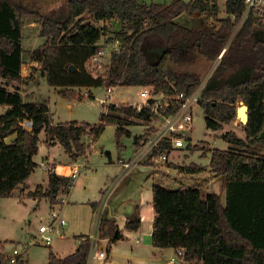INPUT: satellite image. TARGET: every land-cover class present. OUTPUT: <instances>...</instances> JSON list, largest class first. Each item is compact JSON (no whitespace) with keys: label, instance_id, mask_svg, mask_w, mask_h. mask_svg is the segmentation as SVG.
Segmentation results:
<instances>
[{"label":"trees","instance_id":"1","mask_svg":"<svg viewBox=\"0 0 264 264\" xmlns=\"http://www.w3.org/2000/svg\"><path fill=\"white\" fill-rule=\"evenodd\" d=\"M223 6L225 16L220 17L218 0H171L163 4L65 0L48 12L14 0H0V79L17 84L30 82L21 75L23 18L39 22L40 35L45 40L29 53L30 60L40 66L49 86L62 88L59 94L70 99H75L73 88L131 86H150L153 95L188 96L203 79L177 67L197 57L217 61L199 100L206 128L218 131L234 120L238 101L248 107V122L243 126L245 140L230 132L224 134L223 139L235 148L214 150L210 159L213 173L223 179L225 202L215 193L203 195L198 186L167 189L153 185L152 246L181 250L179 259L183 264H264V158L250 151L256 146L264 147V23L249 14L235 31L244 0H228ZM182 15L203 23L193 29L177 21ZM206 20L212 24L207 25ZM109 22L116 24L117 30L109 32ZM103 40L105 45L116 42L118 50L112 52L105 72L96 75L89 66ZM70 66L73 70H69ZM170 102L166 114L179 108L180 100L173 98ZM152 105L150 100L136 111L131 106L108 104L96 124H54L46 104L25 103L17 90L0 86V106L9 107L0 115V198L12 196L37 167L33 157L38 153L42 132L45 143L51 146L57 141L69 157L76 159L86 156L91 146L82 142L83 137L95 142L106 125L115 126L120 146L123 135L131 136L125 129L135 124L130 118L148 123L155 120ZM12 136L9 144L5 142ZM145 136L133 138L136 148ZM171 150L170 141L162 139L154 153ZM199 170L195 166L181 168L186 173ZM47 175L46 188L37 187L28 197L53 203L60 192H68L72 186L69 177L54 171ZM108 223L101 219L100 235ZM139 227V219L125 223L127 230ZM78 241L75 251L63 258L49 251L48 264H87L88 236ZM0 264H10L1 252ZM14 264L24 261L19 256Z\"/></svg>","mask_w":264,"mask_h":264},{"label":"rangeland","instance_id":"2","mask_svg":"<svg viewBox=\"0 0 264 264\" xmlns=\"http://www.w3.org/2000/svg\"><path fill=\"white\" fill-rule=\"evenodd\" d=\"M14 1L27 5L33 10L38 9L39 11L42 10L44 12H48V9L61 6L65 0ZM137 1L143 3L153 2L158 4L171 2V0ZM183 1L187 2L188 0ZM218 4L220 7L219 16L224 17L225 14L223 11L224 6L222 0H219ZM177 21L180 24L187 25L193 29L198 27V23L199 25L203 23H201L202 20L189 18L186 15H182ZM28 22L34 21L32 18H23L21 46L23 49L22 58L24 60L28 56L29 52L37 49L42 43H44V38L40 35L41 24L39 22H35L34 26H30ZM206 23L207 25H211L212 21L206 20ZM102 26L103 25H101V27ZM107 30L109 32H114L117 30V25L109 22L107 24ZM100 46H102V48L105 47L104 40L101 41ZM108 51L110 50L107 49L106 52ZM108 64L109 60L106 58L103 60V65L95 68L90 65L89 68L93 70V73L96 75L103 74ZM213 65L214 63H212V61L197 57L192 60V62L181 63L177 68L192 71L196 74V76L205 80L212 73L214 68ZM34 66L36 70H40V66L38 64H34ZM28 68V61L24 62L21 68L22 76ZM34 75L35 72L33 73V79ZM0 82L2 81L0 80ZM2 84L4 85V83ZM11 84L14 85L17 83ZM14 88H16L15 85ZM72 90L74 91L75 99H59L54 92L53 87L47 84L45 78H42L37 85L33 86V92H35V95L32 99L40 102L48 100L51 112L54 113L52 116L54 121H60L63 123L67 121H78L91 125L96 124L99 120L100 113L104 111L105 108V106H103L100 102V99L106 97L107 88H91L89 92H87L84 88H73ZM22 92L24 91L22 90ZM90 92L93 94V97L90 96ZM139 92L140 88L137 86L113 87V93L104 105L117 103L115 105H127L133 108L142 104ZM27 101L30 102L32 100L29 98ZM241 103L243 102L238 101L236 103V109ZM192 113V128L185 140V146L179 149L171 150V153L165 163L156 165L149 161V165H151L155 176L148 177L145 181L144 177L146 176V170L139 166L134 167L123 182L121 184V181L118 183L120 186L110 198L112 191L118 186V184H111L109 190H113L111 192L108 190L110 194L108 197L103 198L102 202H104V206L102 212L104 210H106L107 213L115 211L118 222L121 223L123 219L135 211L134 206L138 204L140 193H143V195H145V193L148 194V191L150 192L153 184L161 185L167 189L198 186L203 195L215 193L221 196L223 203L225 202L223 179L215 176V173H213V169L210 165V159L212 151L214 150H227L235 148L234 145L223 139L224 134L230 132L237 138L245 140V133L243 131L244 125L240 124L239 120L235 116V119L227 124H224L222 129L218 131H211L206 128L204 109L199 105V103L196 104ZM130 120L137 123V127H132L135 125L134 124L130 125L131 127H125V129L131 128L134 136H140L142 132L143 134H146L145 139L147 137L152 138V133L154 131L153 128L156 121L148 123L145 121H138L133 117L130 118ZM39 137L43 138L42 133ZM82 142L85 145H91L88 152L89 160L87 161V168H89L88 166H92L93 172L91 171L87 173L85 177H81L85 174V172H87L82 170L80 176L76 178L74 187L70 190L69 195H66L65 193L59 194L53 203L49 200H46L45 202L41 201L43 200L42 198H37L35 199L37 200L35 203V201L32 200L34 198L30 199L28 196H30V193L34 194L36 188L33 192L23 194L24 191L26 192V189L19 186L13 197L10 196L0 198L1 253L13 255L14 251H17L19 254H22L20 257L24 261H27L28 264H46L49 251L52 250L53 252H58L60 250L58 253H62L61 255L66 256L75 249L74 247L76 242L74 237L76 235H79L80 233L88 234L93 231L95 218L92 216V205L90 203H93L101 198L100 189L103 187L107 188V183L115 171L114 165L108 163V157H111L112 161L116 162L118 153H121L123 158L128 159L132 156L135 145L133 144V136L132 138H128L123 135L119 140L120 146H118L114 125H107L104 132L95 142L91 143L90 139L87 137H83ZM39 145L41 146V152L40 155L35 158L39 167H37L34 173L30 175V185L33 183H42V179L47 176V172L40 166L41 162L44 161V158H42V150H46V148L43 147L41 142H39ZM256 147L258 148L259 146ZM142 148L143 146L137 149L139 150L138 152H141ZM259 148L262 149L263 147ZM61 149L62 148L54 149L57 160L61 159L59 156H64L60 151ZM250 151L254 152L257 156L264 158V150H256V148H252ZM189 166H195L200 170L194 173L181 171L182 167L186 168ZM81 178L84 179L81 181ZM127 181L129 182V185L125 187ZM141 186L143 188H141ZM61 198H63L65 204L59 203ZM39 201L41 202L39 203ZM82 201H86L87 203H81ZM88 202L90 203L88 204ZM35 206L38 207L34 209ZM53 207L61 209L59 211L60 218L66 221V225H56V231L51 246H45L41 243L33 245L30 244L32 241L31 238H38L39 226L48 222V213L50 208ZM89 215H91V219ZM144 217L146 218L147 215H144ZM144 223L145 224H143L141 228V235H139V245H136L135 243V239H138L134 238L135 234H128V236H126L127 239L109 246L108 257L112 264H167V261L171 258V256L165 251H158L153 248L151 239L148 240L147 238V220ZM148 243H150L151 248L155 251H151L150 247L147 245ZM26 244L27 247L23 248V245ZM101 244L106 245L107 243L102 242ZM136 247H138V249H136ZM108 262L109 260H105L103 263L96 262L94 264H107ZM24 264L26 263L24 262Z\"/></svg>","mask_w":264,"mask_h":264},{"label":"built area","instance_id":"3","mask_svg":"<svg viewBox=\"0 0 264 264\" xmlns=\"http://www.w3.org/2000/svg\"><path fill=\"white\" fill-rule=\"evenodd\" d=\"M219 1V0H218ZM228 0H222L223 5ZM251 14L252 17L261 23H264V0H244V11L242 13L241 18L236 24L235 31L241 26L242 22ZM234 19V16H231ZM108 50V52H106ZM117 43L114 42L113 44H107L104 48H101L99 52L93 56L90 61V64L93 68L99 67L103 65V60L107 58L109 60L112 52L117 51ZM224 49L218 56L220 59L221 55L223 54ZM217 58V60H218ZM205 80H203L200 85L196 88V90L190 94L185 95L183 93L178 94L175 97H167L162 94H152V88L148 86H144L141 88L139 95L143 99L142 104L137 105L135 108L136 111H140L143 106H147L148 101L153 100V105L151 107L152 111L154 112L156 121L154 126V132L152 133V138L147 137L144 139L139 148L143 146L141 152L135 159H131L126 162H122V171L121 173L115 178L112 185L118 184L127 174L128 172L137 165L140 158L145 156L146 160L150 161L154 164H161L165 163L168 159L170 152H163V153H154V149L158 146L159 142L162 139H167L170 141V148L172 150L179 149L185 146V140L188 137V133L192 128V120H193V109L195 108L196 104L199 103L201 90L205 84ZM108 94H111L112 88H108ZM180 100L179 108L173 114H166V109L171 106L172 102L171 99ZM40 166L46 171H53V164H50L46 160L42 161ZM85 166L84 163H79L74 168L71 169V178H74L75 175L78 173L79 169ZM112 188V187H111ZM109 191H107L104 196H102L100 206L97 210L96 219L94 223V228L92 233L88 236L89 240V251H88V258L87 264H91L94 259L104 260L106 258V253L103 249H100L99 242L101 241L100 238V223L103 215V206L104 202H102L103 198L108 197ZM59 203L65 204L63 198L59 200ZM60 208H50L48 213V222L44 225L39 226L38 238H31L30 244H38L41 243L45 246H51L53 237L56 231V225L60 224L61 226L66 225V221L60 218L59 211ZM26 245H23V248H26ZM4 254V253H3ZM5 255V254H4ZM17 251H14L13 255H7L10 259V264H14L15 261L19 256ZM182 256V251L177 250L175 257L169 260L170 264H176V261Z\"/></svg>","mask_w":264,"mask_h":264},{"label":"crops","instance_id":"4","mask_svg":"<svg viewBox=\"0 0 264 264\" xmlns=\"http://www.w3.org/2000/svg\"><path fill=\"white\" fill-rule=\"evenodd\" d=\"M29 23V25L30 26H34V24H35V22H28ZM45 41V40H44ZM43 44V43H42ZM41 44V45H42ZM32 52V51H31ZM30 53V52H29ZM29 53H28V56L25 58V60L23 59V63L24 62H27L28 61V66H29V68H28V70L26 69V71H25V73L23 74V77H25V78H29L30 79V82L28 83V84H14L15 85V87L16 88H14V85L13 84H11V83H9V82H4L2 79H0L2 82H0V86L1 87H4V88H6L8 91H14V90H17L18 91V93L20 94V96H21V98H22V100L25 102V103H36V104H38V103H40V104H46L48 107H49V105H48V100H46V101H35V100H33L32 99V97L35 95V92H33V86H35V85H37L38 84V82L42 79V78H45V76L43 75V73H42V71L41 70H36L34 67V64H37L36 62H33V61H31L30 60V58H29ZM35 72V75H34V79H33V73ZM41 75V76H40ZM39 77V78H38ZM45 80H46V78H45ZM2 83H4V85L2 84ZM99 88V87H98ZM140 88V90H141V88L142 87H139ZM53 89H54V92L56 93V95H57V97L59 98V99H70V98H66V97H63V96H61L60 94H59V91H61L62 90V88H54L53 87ZM84 89H86L87 90V92H89V90L91 89V88H84ZM22 90L24 91V92H22ZM106 93H107V91H106ZM113 93V88H112V92H111V94ZM90 94V96L91 97H93V94L90 92L89 93ZM111 94H108L107 93V95H106V97L105 98H102V99H100V102L102 103V105L103 106H107V105H104V104H106V102L108 101V99H110V97H111ZM109 95V96H108ZM108 96V97H107ZM139 97H140V95H139ZM29 98H31V100L32 101H30V102H28L27 101V99H29ZM83 99V98H82ZM140 99L141 100H143L141 97H140ZM79 100H81V99H79ZM143 102V101H142ZM110 104H117V103H110ZM9 109V107L8 106H0V115H2V114H4L7 110ZM49 110H50V112H51V109H50V107H49ZM51 114H52V116H53V114L54 113H52L51 112ZM53 122H54V124H58V123H63V122H60V121H54V119H53ZM67 122H70V121H67ZM78 122V121H77ZM65 123V122H64ZM79 123H81V122H79ZM85 123V122H84ZM136 125H138L137 123H135V125L134 126H132V127H135ZM25 127H27V128H29L27 125H24ZM107 126V125H106ZM131 127V126H130ZM137 127V126H136ZM106 128V127H105ZM105 130V129H104ZM129 132H130V134H131V136L130 137H128V138H132V136H133V138L134 137H136V136H134V134L132 133V131H131V128H128L127 129ZM104 132V131H103ZM143 133L141 132V134L140 135H142ZM42 135H43V138H40L39 137V142H41L42 143V145H43V147H45L46 148V150H42L43 151V153H42V158H44V160H46L47 162H49L50 164H53V171H54V173L56 174V175H58V176H62V177H69L70 179H72L73 180V183H72V186L69 188V191L68 192H63V193H65L66 195H69L70 193V190L72 189V187H74V184H75V180H76V178H78L79 176H80V174H81V172H82V170H85V171H87V172H85V174L83 175V176H81V177H85L86 176V174L87 173H89V172H91L92 170H93V167L91 166H88L89 168H87V161L89 160V157H88V154L86 155V156H81V157H77L76 159H73V158H71V157H69V155H67L66 153H65V151L63 150V148L61 147V145L56 141H53V142H51V146H49V144H47V143H45V134H44V132H42ZM137 136H139V135H137ZM13 138H14V136H12V137H8L7 139H6V141L5 142H7L8 144L13 140ZM62 148L60 151L63 153V157L62 156H59V158H61V159H59V160H57L56 159V153H54V149H60V148ZM40 148H41V146L39 145L38 146V153H37V155H35L34 157H33V161L37 164V167H39V165H38V162H36L35 161V158L38 156V155H40V152H41V150H40ZM137 149H139V148H136L135 146H134V151H133V154H132V156L131 157H129L128 159H126V158H123V156L121 155V153H118V157H117V161L116 162H114V161H112V159H111V157H108V163L109 164H112V165H114V169H115V171H114V173H113V175H112V177L109 179V181H108V183H107V185L108 186H106L107 188H102V189H100V194H101V198L99 199V200H97V201H95V202H93V203H90V202H88V204L90 203L91 205H92V216H93V218H95L96 219V214H97V210H98V208H99V206H100V202H101V199H102V196H104V194L110 189V186H111V184L113 183V181L115 180V178L121 173V171H122V162H126V161H129V160H131V159H135V158H137L138 157V155H139V150H137ZM175 150V149H174ZM256 150H264V147L262 148V149H260L259 147L258 148H256ZM171 153V152H170ZM169 153V154H170ZM169 157V156H168ZM82 158V159H81ZM80 160H81V162H80ZM79 163H84L85 164V166L83 167V168H81V169H79V171H78V173L75 175V177L74 178H71L70 176H71V174H72V172H71V169L72 168H74L76 165H78ZM137 167L139 166V167H141L142 169H144V170H146V176L144 177V181L145 180H147V178L148 177H151V176H155L154 174H153V170H152V167H151V165H149V161L148 160H146V158H145V156H143L142 158H140L139 159V161H138V163H137V165H136ZM136 166H134V167H136ZM36 167V168H37ZM134 167L128 172V174L121 180V182H120V184L123 182V180L129 175V173L134 169ZM36 168H35V170H36ZM34 170V171H35ZM34 171H33V173H34ZM93 172V171H92ZM32 173V174H33ZM31 174V175H32ZM91 174V173H90ZM30 178V177H29ZM47 179H48V175L44 178V179H42V183H38V184H36V183H33V184H29V179L28 180H26L25 182H24V184H21L20 186L21 187H23V188H25L26 189V192L24 191L23 192V194L24 193H27V192H33L34 191V189L35 188H42V189H45L46 188V185H47ZM84 178H81V181L83 180ZM164 181V180H163ZM120 184H118V186L113 190V189H111V190H109L110 192L112 191V193H111V195H110V198L112 197V194L116 191V189H118V187L120 186ZM127 185H129V182L127 181L126 182V184H125V187L127 186ZM153 185H155V184H153ZM153 185L151 186V189H150V192L148 191V194H146L145 193V195H143V193H140V197H139V201H138V204H136L135 206H134V208H135V211L131 214V215H129V216H127L125 219H123L122 220V222L120 223V222H118V219H117V214H116V212L114 211V212H109V213H107L106 212V210H104L103 211V215H102V219H104V220H107V221H109V223L108 224H106V226H104V228H103V233H102V235H100V238H101V241L99 242V246H100V249H103L104 251H105V253L107 252V248H109V246L110 245H112V244H116L117 242H120V241H122V240H125V239H127L126 238V236H128V234H135L134 235V238H138V239H135V243H136V245H139L140 244V238H139V235H141V228H142V225L143 224H145L144 222L147 220V223L146 224H148V235H147V238H148V240L149 239H151V234H152V224H153V220H154V217H155V213H154V209H153V207H152V187H153ZM141 188H143L142 186H141ZM16 191V190H15ZM15 191L13 192V194H12V196L11 197H13L14 196V193H15ZM110 192H109V194H110ZM62 192H60L59 194H63ZM108 194V195H109ZM64 196V195H63ZM19 197H20V195H19ZM109 198V199H110ZM30 199H32V198H30ZM32 200H34L35 201V203H36V201L37 200H35V199H32ZM41 201H45L46 202V199H43V200H41ZM41 201H39V203L41 202ZM69 202V201H68ZM74 203H76V202H74ZM81 203H87L86 201L84 202V201H82ZM38 206H39V204H38ZM37 206V207H38ZM36 206L34 207V209H36L37 208ZM106 214V215H105ZM144 215H147V217L145 218L144 217ZM90 216V219H91V215H89ZM134 219H139V221H140V227H139V229H137V230H127L125 227H124V224L126 223V221H128V220H134ZM110 222H112V224L113 225H111L110 224ZM94 223H95V221H94ZM113 226L114 227H116V229H112L113 228ZM111 230H113L114 231V234H113V237H111V235H110V231ZM116 232H117V236L115 237V234H116ZM92 233V232H91ZM91 233H88V234H83V233H80L79 235H76L75 237H74V239H75V242H76V245H75V249L77 248V246H78V244H79V241H78V238H80L81 236H89ZM83 234V235H82ZM101 234V233H100ZM103 240V241H102ZM102 242H106L107 244L106 245H103V244H101ZM148 245V247H150V249H151V251H155V250H153V248L154 249H157L158 251H165L166 253H169V255L171 256V258H173V257H175V255H176V250H174V249H170V248H167V249H158V248H155V247H153V248H151V246H150V243H148L147 244ZM73 248V249H74ZM75 249L71 252V253H73L74 251H75ZM136 249H138V247H136ZM169 251V252H168ZM51 252H52V254L54 255V256H56L57 258H63V257H65L64 255H61V254H59L58 252H60V250L58 251V252H53L52 250H51ZM70 253V254H71ZM109 253V252H108ZM108 253H106V258L104 259V260H100V259H94L92 262H91V264H94V263H103V262H105V260H109V262L107 263V264H112V262H111V260L109 259V257H108ZM48 254H49V252H48ZM5 255H7L6 253H5ZM69 255V254H68ZM67 256V255H66ZM170 258V259H171ZM169 259V260H170ZM23 260V259H22ZM169 260L167 261V264H170L169 263ZM24 261V260H23ZM26 264H28V262L27 261H24ZM46 264H48V258H47V263ZM176 264H183V262L180 260V259H178V261H176Z\"/></svg>","mask_w":264,"mask_h":264},{"label":"water","instance_id":"5","mask_svg":"<svg viewBox=\"0 0 264 264\" xmlns=\"http://www.w3.org/2000/svg\"><path fill=\"white\" fill-rule=\"evenodd\" d=\"M216 62L217 61L214 62V65H213L214 67L216 65ZM69 70H73V67L70 66ZM236 117L239 120L240 124H242V125L247 124V122H248V107L244 103H241L239 105V107L236 109ZM116 236H117V232L115 234V237Z\"/></svg>","mask_w":264,"mask_h":264}]
</instances>
